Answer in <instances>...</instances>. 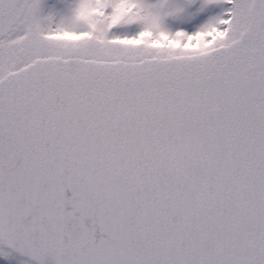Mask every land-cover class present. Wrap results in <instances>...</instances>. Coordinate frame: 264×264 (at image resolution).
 I'll return each instance as SVG.
<instances>
[{"label":"snow or ice","instance_id":"1","mask_svg":"<svg viewBox=\"0 0 264 264\" xmlns=\"http://www.w3.org/2000/svg\"><path fill=\"white\" fill-rule=\"evenodd\" d=\"M14 253L264 264V0H0Z\"/></svg>","mask_w":264,"mask_h":264},{"label":"flooded vegetation","instance_id":"2","mask_svg":"<svg viewBox=\"0 0 264 264\" xmlns=\"http://www.w3.org/2000/svg\"><path fill=\"white\" fill-rule=\"evenodd\" d=\"M10 259L12 260H17V261H20V263H24L25 261H21L19 260L17 257H15L14 255L11 257V258H5L4 256H0V264H12L10 263Z\"/></svg>","mask_w":264,"mask_h":264},{"label":"rangeland","instance_id":"3","mask_svg":"<svg viewBox=\"0 0 264 264\" xmlns=\"http://www.w3.org/2000/svg\"><path fill=\"white\" fill-rule=\"evenodd\" d=\"M11 261H10V263H12V264H24V263H20V261H17V260H12V259H10Z\"/></svg>","mask_w":264,"mask_h":264},{"label":"water","instance_id":"4","mask_svg":"<svg viewBox=\"0 0 264 264\" xmlns=\"http://www.w3.org/2000/svg\"><path fill=\"white\" fill-rule=\"evenodd\" d=\"M69 195H71V193H69ZM99 232H98V237H99ZM14 254H16L17 256H19V257H21V258H24V259H27V257H24V256H21V255H19L18 253H14Z\"/></svg>","mask_w":264,"mask_h":264}]
</instances>
